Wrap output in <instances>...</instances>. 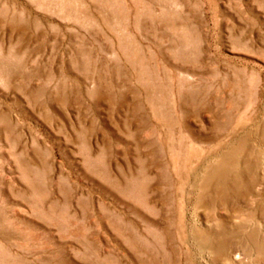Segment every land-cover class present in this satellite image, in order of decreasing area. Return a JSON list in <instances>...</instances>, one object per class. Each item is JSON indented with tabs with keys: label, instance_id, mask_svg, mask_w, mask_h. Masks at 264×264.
Returning <instances> with one entry per match:
<instances>
[{
	"label": "rangeland",
	"instance_id": "obj_1",
	"mask_svg": "<svg viewBox=\"0 0 264 264\" xmlns=\"http://www.w3.org/2000/svg\"><path fill=\"white\" fill-rule=\"evenodd\" d=\"M263 167L264 0H0V264H264Z\"/></svg>",
	"mask_w": 264,
	"mask_h": 264
},
{
	"label": "bare ground",
	"instance_id": "obj_2",
	"mask_svg": "<svg viewBox=\"0 0 264 264\" xmlns=\"http://www.w3.org/2000/svg\"><path fill=\"white\" fill-rule=\"evenodd\" d=\"M227 165V164H226ZM264 168V167H263ZM255 186L252 184H245V190L242 192V196H245L247 198H254L257 194L255 193ZM259 191V190H256ZM257 209V208H256ZM229 214V213H228ZM207 239V238H206ZM222 250H223V246H222ZM225 253V252H224ZM227 257H233V259L238 260L240 259V257L238 256V253H231L230 251H226ZM243 261V260H242Z\"/></svg>",
	"mask_w": 264,
	"mask_h": 264
}]
</instances>
